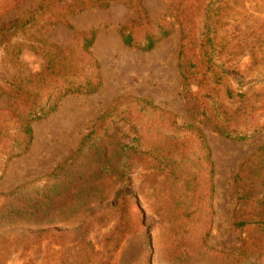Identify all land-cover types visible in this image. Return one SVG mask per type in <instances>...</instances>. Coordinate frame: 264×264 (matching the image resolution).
<instances>
[{"label": "rangeland", "instance_id": "1", "mask_svg": "<svg viewBox=\"0 0 264 264\" xmlns=\"http://www.w3.org/2000/svg\"><path fill=\"white\" fill-rule=\"evenodd\" d=\"M44 2L0 0V152L60 74H89L74 32L93 31L100 85L31 121L24 153H0V264H252L264 238L234 224L264 217V0H140L170 31L146 51L123 45L137 15L120 0L66 16L71 28ZM188 124L209 147L210 188ZM120 194L132 225L110 254Z\"/></svg>", "mask_w": 264, "mask_h": 264}, {"label": "trees", "instance_id": "2", "mask_svg": "<svg viewBox=\"0 0 264 264\" xmlns=\"http://www.w3.org/2000/svg\"><path fill=\"white\" fill-rule=\"evenodd\" d=\"M114 1L119 0H46V2L38 5L36 9L51 10L52 8H55L57 4H60V10L62 11L60 12V14H54L55 11H52V20L54 23H62L68 28H71L70 24L67 23V21L64 19L66 18V16L74 15L88 8L107 7L111 2ZM120 1H122L128 7H131L137 15L136 21L129 20L125 24L121 25L119 29V35L123 45L128 47H135L139 50L146 51L151 49L155 43H157L169 34L170 31L168 27L156 25L155 23L147 19L146 11L141 6L140 0ZM74 35L80 42L79 48L82 50V53L89 57V62L87 63L88 69L90 68L89 74H83L82 78L78 79L76 82H68L66 81L67 76H63V74H60L61 78L57 81L58 83L54 87H50V89H48V91L46 92L45 99L42 102L38 100L35 104L26 106L24 120L20 122L17 127H15L13 130L11 129L10 131L6 132L4 135V137H6L9 141L8 147L3 148V153L0 152L2 153V156L3 158H5V160H8L9 158L14 156H18L27 150L28 145L31 141L30 122L33 120L40 119L46 116L51 111H53L57 101L60 98L72 93L90 94L95 92L99 88L100 78L98 72V65L95 60L91 59L88 52V48L93 38V31L90 30L87 35L83 33L74 32ZM250 46L251 49H253V43H251ZM249 54L252 62H254L255 54H253L252 51ZM66 59L67 56H63L61 59L58 60L56 64H58V66L60 64L61 66V64L66 61ZM69 69H71V71L73 70L72 67H70ZM80 69L81 67L79 68V70ZM136 100L137 103H140L141 108L156 109V106L152 105L151 102L145 98H137ZM262 122L264 126V119ZM247 129L239 128V130H235V128H231L230 132L222 131V134L228 135L232 139L240 140L254 133ZM252 129L257 128L253 127ZM186 130L188 131V133L192 135L194 134L195 139H198V145L200 147V160L204 163V175L208 181L207 184L210 188L212 164L210 160L209 147L205 141L204 136H202L200 131L194 128L193 125L188 124L186 126ZM2 156H0V159H2ZM0 167L1 175L3 169L1 162ZM119 198L120 202L116 204L117 219L110 232L104 238V241H106L107 239L111 241V246L108 248V251L111 252L110 254H112V252H114L118 247L122 236L126 232L128 223L132 225L131 221L129 222L128 220H126L127 210L131 202L129 201V198L123 196V194H120ZM256 224L258 227L257 230L262 233H260V235L262 236L261 238H264V217L255 218L253 220H238L235 222L234 225L238 228H245L249 226H254ZM250 255L252 257V264H264V251H253ZM112 260L113 256H108L105 259L103 257L97 256L95 257V259H93V261L89 260V262L90 264H112Z\"/></svg>", "mask_w": 264, "mask_h": 264}]
</instances>
